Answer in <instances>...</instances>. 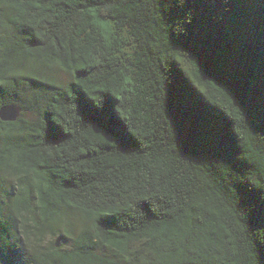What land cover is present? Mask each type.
Here are the masks:
<instances>
[{
	"label": "trees",
	"instance_id": "obj_1",
	"mask_svg": "<svg viewBox=\"0 0 264 264\" xmlns=\"http://www.w3.org/2000/svg\"><path fill=\"white\" fill-rule=\"evenodd\" d=\"M8 103L0 264H264V0H0Z\"/></svg>",
	"mask_w": 264,
	"mask_h": 264
},
{
	"label": "water",
	"instance_id": "obj_2",
	"mask_svg": "<svg viewBox=\"0 0 264 264\" xmlns=\"http://www.w3.org/2000/svg\"><path fill=\"white\" fill-rule=\"evenodd\" d=\"M22 112V108L16 104H3L0 106V121L14 122ZM59 238L55 240V247H58Z\"/></svg>",
	"mask_w": 264,
	"mask_h": 264
},
{
	"label": "rangeland",
	"instance_id": "obj_3",
	"mask_svg": "<svg viewBox=\"0 0 264 264\" xmlns=\"http://www.w3.org/2000/svg\"><path fill=\"white\" fill-rule=\"evenodd\" d=\"M51 74L55 78H57V80L60 81L61 83H66L69 81V76L61 73L60 71H52Z\"/></svg>",
	"mask_w": 264,
	"mask_h": 264
},
{
	"label": "snow or ice",
	"instance_id": "obj_4",
	"mask_svg": "<svg viewBox=\"0 0 264 264\" xmlns=\"http://www.w3.org/2000/svg\"><path fill=\"white\" fill-rule=\"evenodd\" d=\"M56 133V130H53V134H55Z\"/></svg>",
	"mask_w": 264,
	"mask_h": 264
}]
</instances>
